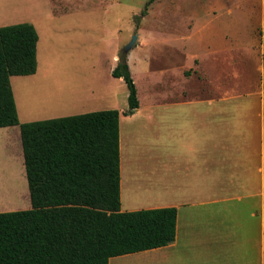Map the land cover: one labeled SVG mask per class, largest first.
Returning <instances> with one entry per match:
<instances>
[{"label": "rangeland", "instance_id": "obj_1", "mask_svg": "<svg viewBox=\"0 0 264 264\" xmlns=\"http://www.w3.org/2000/svg\"><path fill=\"white\" fill-rule=\"evenodd\" d=\"M148 1L0 0V27L31 23L39 37L35 74L10 78L19 123L116 109L123 129L129 126L132 131L145 125L138 121L141 118L155 119L149 122L148 134L123 137L129 169L123 174L122 196L123 206H129V192L140 187L133 178L153 174L159 181L160 109L152 106L175 100L182 87L187 94L180 99L211 101V133L216 134L211 142L215 145L211 172L216 176L206 198L210 204L187 206L195 208L182 212L195 216L189 220L192 232L184 243L198 248L188 254L178 251L169 260H162L157 249L116 257L109 264H170L183 256L180 261L195 264H254L256 239L264 264V183L258 190L262 204L253 197L256 189L249 182L254 177L250 171L239 172L241 186H234L237 181L230 184L229 162L220 148L232 138L231 119L239 113L242 130L245 113L248 120L259 119L262 125L264 0H155L147 6ZM134 35L132 47L123 53ZM120 55L126 59L143 107L131 120L122 115L128 109L126 85L111 76ZM193 70L194 78L186 83ZM14 128H0V212L30 208L21 144L5 136ZM158 186L154 201L169 200L160 182ZM223 196L227 200H217ZM152 203L130 206L141 210Z\"/></svg>", "mask_w": 264, "mask_h": 264}, {"label": "trees", "instance_id": "obj_2", "mask_svg": "<svg viewBox=\"0 0 264 264\" xmlns=\"http://www.w3.org/2000/svg\"><path fill=\"white\" fill-rule=\"evenodd\" d=\"M38 39L31 23L0 27V128L19 127L30 200L0 212V264H109L173 243L175 207L121 211L118 110L19 123L10 78L35 74ZM111 76L128 92L122 115H133L139 100L124 56Z\"/></svg>", "mask_w": 264, "mask_h": 264}, {"label": "crops", "instance_id": "obj_3", "mask_svg": "<svg viewBox=\"0 0 264 264\" xmlns=\"http://www.w3.org/2000/svg\"><path fill=\"white\" fill-rule=\"evenodd\" d=\"M191 72L192 73L188 76L189 78L187 80L182 78L183 82L184 80H186V83H188L189 79L194 78V70ZM165 86L167 90H170L169 81H167V79L165 82ZM167 90L166 93L168 95H171V93ZM179 92L181 93H178L179 96H176L174 98L175 100L162 101V103L154 104L152 106V108L156 107L160 109L158 157L159 181L154 177L153 174H149L147 176L145 175L144 177L133 178L132 182L139 184L140 187L134 190L132 189L129 192L126 198V202L129 206H123L122 196L123 183L125 180L123 174H125V171H127L126 168L129 169V164L126 163L123 156V154L127 151L126 149H128V145L123 142V137L126 136L125 134H128L129 136L131 135L130 133H132V135L134 136L133 138L135 139L136 136L140 137L144 134H148V130L150 131V129L148 128L149 122L155 119H150L149 116L144 119L141 118L138 121H142L145 125H139L132 131H130L128 125L127 129H123L122 125L120 124L121 118L119 119L121 211L126 212L139 210V207L130 205L147 202L150 203L152 201V204H148L147 206L144 205L142 209H155L163 207H175L177 209L176 236L174 242L165 247L157 248L160 249L159 256L162 260H169L173 258L178 251L179 253L188 254L191 253V250L198 248L195 245L184 243V238H186L187 235L192 232V228H189V220L194 219L195 216L182 212L195 208L187 206L195 204H210V201L206 198L211 191V181L214 180L216 176L211 172V157H215L214 154L211 156V146H215L214 144H211V142L214 141L213 138L214 136H216V134L211 133V101L199 100L197 98L195 100L180 99L182 97H185L187 93L184 91L183 87ZM142 110L143 107L139 105V107L134 111L133 115H130V117H124H128L131 120V116L142 112ZM239 114L240 117L235 116L231 119L233 121L234 127L233 130L231 129L230 131H233V134H231L232 138H229L228 142L226 143L227 147L220 148H222L224 152V159L229 162L228 164L231 170L228 174L229 180L231 181L230 184L234 181H237L239 182V184L233 183L234 186H241L242 177L240 176L239 172L250 171V173H252L254 177H251L252 179H250L249 182L255 185L256 189L253 192V197L256 196L257 200H259V203L262 204V194H259L258 190L260 187L263 188L264 183L263 104L261 110L262 125L258 123L257 120L259 119L248 120L245 113V128L242 130L243 115L241 113ZM60 117L66 116H58L54 118ZM41 120L45 119H30L24 121L23 123ZM11 128L13 127H8L5 129ZM6 131H8L5 134L6 137H10L12 141L19 140L21 144L18 126H15L14 130ZM223 152L221 151L220 154H223ZM223 156L220 155L219 157ZM21 157L23 161L22 147ZM231 158L233 159V163L231 162ZM139 166H142V164H139ZM131 169H134V166ZM135 175L140 176L141 174L136 173ZM244 180L246 181H244L243 183L248 182L247 178H245ZM159 182L163 196H166L167 198H169V200L158 199L154 201L156 197L159 196L156 193V189L159 188ZM140 188H143L142 191ZM147 191H149L148 195L151 196H146L145 192ZM174 197L176 198L175 201L170 200V198ZM0 198L2 199L1 196ZM217 200L225 201L227 199L223 196L221 199ZM212 202H216V200L211 199V203ZM258 206L259 204L256 205L255 209L253 210V217L255 216V210L258 209ZM259 233H261L262 235V230ZM257 243L258 239L253 241V244H255L256 247L254 264H263V258L261 257L260 259L259 256ZM157 249H153L150 251H154ZM185 257L186 256L179 257L177 261L174 260L172 263L170 262V264H195L194 262L189 260L180 261V259H184Z\"/></svg>", "mask_w": 264, "mask_h": 264}, {"label": "water", "instance_id": "obj_4", "mask_svg": "<svg viewBox=\"0 0 264 264\" xmlns=\"http://www.w3.org/2000/svg\"><path fill=\"white\" fill-rule=\"evenodd\" d=\"M135 40H136V36L134 35V36H132L130 42L124 47V49H123L122 52H123V53H127L128 50L132 47V45H133V43L135 42Z\"/></svg>", "mask_w": 264, "mask_h": 264}, {"label": "bare ground", "instance_id": "obj_5", "mask_svg": "<svg viewBox=\"0 0 264 264\" xmlns=\"http://www.w3.org/2000/svg\"><path fill=\"white\" fill-rule=\"evenodd\" d=\"M35 78H36V77H35ZM52 103H53V102H52ZM52 103H50V104H52ZM41 104H42V103H41ZM41 104H40V105H41ZM53 105H54V104H53ZM37 110H38V108H37Z\"/></svg>", "mask_w": 264, "mask_h": 264}]
</instances>
